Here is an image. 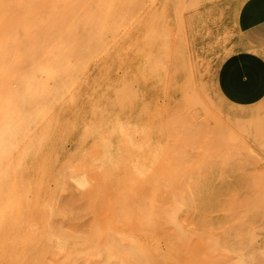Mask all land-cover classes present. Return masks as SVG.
<instances>
[{"label":"rangeland","instance_id":"374dc122","mask_svg":"<svg viewBox=\"0 0 264 264\" xmlns=\"http://www.w3.org/2000/svg\"><path fill=\"white\" fill-rule=\"evenodd\" d=\"M179 1L180 14L175 0L149 1L171 12L172 25L185 24L164 60L159 90L152 53L143 97L132 109H112L110 97L117 155L110 153L106 185L56 187L55 161L43 189L16 190L14 217L0 223V264H264V123L248 134L223 128L240 110L257 108L264 120V99L236 106L216 85L222 60L243 47L237 18L245 0ZM106 13L109 25L123 28L127 58V0H113ZM218 20L227 35L220 55L206 65L200 86L185 91L181 46L193 26L217 30ZM160 21L152 14L151 27ZM128 66L126 60L117 68L120 84ZM78 136L63 140L65 154Z\"/></svg>","mask_w":264,"mask_h":264},{"label":"bare ground","instance_id":"6f19581e","mask_svg":"<svg viewBox=\"0 0 264 264\" xmlns=\"http://www.w3.org/2000/svg\"><path fill=\"white\" fill-rule=\"evenodd\" d=\"M149 1L127 0L126 58L123 28L104 19L113 0H0V223L14 217L16 190L47 186L48 168L55 161L56 187L106 185L102 175L106 176L110 153L117 155L110 97L115 102L112 109H132L143 97L152 53L158 91L164 60L185 26L182 21L172 25L171 12ZM183 6L175 0V14ZM156 13L161 21L154 30ZM220 23L217 30L193 26L192 37L188 35L189 41L181 46L179 75L185 91L200 86L206 65L220 55V42L227 36L225 22ZM126 60L129 66L120 84L117 68ZM141 108L137 105L136 112ZM258 111H237L231 116L233 128H223L230 134L236 133L234 127L247 134L259 130L264 120L259 121ZM61 127L62 137L56 135ZM75 132L79 136L73 150L65 154L62 142ZM118 173L111 174L116 178Z\"/></svg>","mask_w":264,"mask_h":264},{"label":"crops","instance_id":"0c3cea01","mask_svg":"<svg viewBox=\"0 0 264 264\" xmlns=\"http://www.w3.org/2000/svg\"><path fill=\"white\" fill-rule=\"evenodd\" d=\"M237 27L243 47L222 60L216 85L229 103L251 106L264 99V0H245Z\"/></svg>","mask_w":264,"mask_h":264}]
</instances>
